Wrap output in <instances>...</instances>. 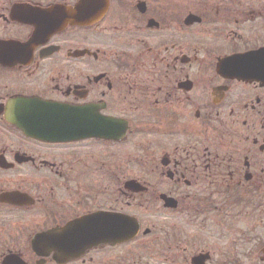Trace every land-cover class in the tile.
<instances>
[{
  "label": "flooded vegetation",
  "instance_id": "flooded-vegetation-1",
  "mask_svg": "<svg viewBox=\"0 0 264 264\" xmlns=\"http://www.w3.org/2000/svg\"><path fill=\"white\" fill-rule=\"evenodd\" d=\"M79 4L89 23L36 39ZM26 104L103 133L30 135ZM101 224L130 236L68 252ZM0 264H264V0H0Z\"/></svg>",
  "mask_w": 264,
  "mask_h": 264
},
{
  "label": "water",
  "instance_id": "water-1",
  "mask_svg": "<svg viewBox=\"0 0 264 264\" xmlns=\"http://www.w3.org/2000/svg\"><path fill=\"white\" fill-rule=\"evenodd\" d=\"M88 14L89 12L85 9V4H79L74 9L56 7L45 11L43 15L41 14L32 23L38 31L36 39L39 36H49L62 32L70 26H84L90 21ZM238 61H240L238 64L240 69V66H244L241 63L244 60L238 59ZM229 69V60H225L220 66V70L228 71ZM235 76L244 79L246 74L240 72V75ZM26 106H29L31 110L29 112L26 111L24 114L34 116V119H31L32 121L29 122L23 116L20 121L17 120L15 123L21 129L28 130L30 135L48 140L63 141L65 139H78L79 134L86 137H101L103 133L101 127L102 121L99 117H96L97 114L92 109L49 106L45 104H26ZM113 227L111 224L92 225L89 227L91 231L88 233L67 235L62 239V242L68 249V252L79 253L85 247H92L113 239L120 238L123 240L130 236L129 233L114 234ZM52 243L57 244V241H52ZM199 258L206 260L207 256Z\"/></svg>",
  "mask_w": 264,
  "mask_h": 264
},
{
  "label": "rangeland",
  "instance_id": "rangeland-1",
  "mask_svg": "<svg viewBox=\"0 0 264 264\" xmlns=\"http://www.w3.org/2000/svg\"><path fill=\"white\" fill-rule=\"evenodd\" d=\"M182 225L180 223H177L176 227L174 228L170 227L168 230L169 234L173 237H177L181 235V240H184V239H185L184 241L189 240L191 242H195L194 244H197V242H199V243H202L204 247H209L210 245H213V247L216 248V246H219L222 244L223 245L229 244V241H227L229 236L218 232V230H215L214 226L211 224L208 225V228L206 230H191L190 228H184L185 225L184 227ZM196 225L197 224H194V226ZM190 235L193 236V238L189 239ZM240 239L242 238L240 237L239 240ZM237 242L241 244V240Z\"/></svg>",
  "mask_w": 264,
  "mask_h": 264
}]
</instances>
